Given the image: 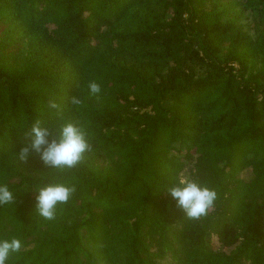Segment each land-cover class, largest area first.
<instances>
[{"label": "trees", "instance_id": "trees-1", "mask_svg": "<svg viewBox=\"0 0 264 264\" xmlns=\"http://www.w3.org/2000/svg\"><path fill=\"white\" fill-rule=\"evenodd\" d=\"M36 119L81 122L93 150L65 172L19 161ZM187 167L217 192L198 221L167 192ZM53 181L76 192L46 220ZM0 183L8 264H264V0H0Z\"/></svg>", "mask_w": 264, "mask_h": 264}, {"label": "clouds", "instance_id": "clouds-1", "mask_svg": "<svg viewBox=\"0 0 264 264\" xmlns=\"http://www.w3.org/2000/svg\"><path fill=\"white\" fill-rule=\"evenodd\" d=\"M90 96L99 98L101 85L95 81L87 82ZM84 103L80 96H73L70 104L79 108ZM48 107L55 109L60 120H63V110L55 100L48 101ZM26 143L17 158L27 162L29 156L35 153L41 162L58 172L75 169L81 164L87 153L93 150L86 127L79 121H64L56 128L43 125L40 119L32 123L25 134ZM35 212L38 216L53 220L59 205L66 204L76 192L74 184L53 181L36 187ZM170 197L176 202V207L184 216L192 221H198L209 214L217 199L214 188L202 184L196 179L181 176L177 182L167 188ZM15 194L6 183H0V206L15 202ZM22 241L18 237L0 239V264H8L12 254L19 253Z\"/></svg>", "mask_w": 264, "mask_h": 264}, {"label": "rangeland", "instance_id": "rangeland-1", "mask_svg": "<svg viewBox=\"0 0 264 264\" xmlns=\"http://www.w3.org/2000/svg\"><path fill=\"white\" fill-rule=\"evenodd\" d=\"M245 19H243L240 23V27L245 31L247 32L252 38L255 37V33H254V30H253V15L249 12V11H246L245 12ZM256 68H258L257 66V62H256ZM194 70V74L196 76H202L204 74V70L203 69H198V68H193ZM181 176H184V177H188L189 176V167L185 168V170L182 172ZM240 179L244 180V181H247L250 179L251 177V173L250 171L246 170L244 171L243 173H241L239 175ZM211 247L214 249V250H219V244L217 243L216 239L213 237L211 239ZM231 249H223V252L225 253H228Z\"/></svg>", "mask_w": 264, "mask_h": 264}]
</instances>
